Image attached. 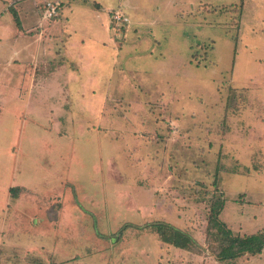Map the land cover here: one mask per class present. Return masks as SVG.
Returning a JSON list of instances; mask_svg holds the SVG:
<instances>
[{
    "label": "rangeland",
    "instance_id": "obj_1",
    "mask_svg": "<svg viewBox=\"0 0 264 264\" xmlns=\"http://www.w3.org/2000/svg\"><path fill=\"white\" fill-rule=\"evenodd\" d=\"M0 7V264H264L207 241L264 232V0Z\"/></svg>",
    "mask_w": 264,
    "mask_h": 264
},
{
    "label": "trees",
    "instance_id": "obj_2",
    "mask_svg": "<svg viewBox=\"0 0 264 264\" xmlns=\"http://www.w3.org/2000/svg\"><path fill=\"white\" fill-rule=\"evenodd\" d=\"M19 23V19H16ZM226 200L218 196L212 201L207 226V241L217 244L215 257L218 261H232L244 255H261L264 251V232L251 235H237L222 221L221 215L224 211ZM146 227L152 228L162 242L175 248L191 251L196 249V239L182 229L166 222H155Z\"/></svg>",
    "mask_w": 264,
    "mask_h": 264
},
{
    "label": "built area",
    "instance_id": "obj_3",
    "mask_svg": "<svg viewBox=\"0 0 264 264\" xmlns=\"http://www.w3.org/2000/svg\"><path fill=\"white\" fill-rule=\"evenodd\" d=\"M59 6H60L59 3H56V4L48 3L47 8H46V13H45L46 18H53V17L58 16L59 15V13H58L59 12ZM116 19L120 20L121 18L117 17Z\"/></svg>",
    "mask_w": 264,
    "mask_h": 264
},
{
    "label": "crops",
    "instance_id": "obj_4",
    "mask_svg": "<svg viewBox=\"0 0 264 264\" xmlns=\"http://www.w3.org/2000/svg\"><path fill=\"white\" fill-rule=\"evenodd\" d=\"M0 8H1V7H0ZM1 11H3V9H2V8H1L0 12H1ZM36 38H37V36H36Z\"/></svg>",
    "mask_w": 264,
    "mask_h": 264
}]
</instances>
